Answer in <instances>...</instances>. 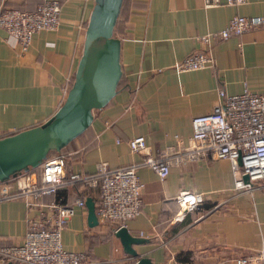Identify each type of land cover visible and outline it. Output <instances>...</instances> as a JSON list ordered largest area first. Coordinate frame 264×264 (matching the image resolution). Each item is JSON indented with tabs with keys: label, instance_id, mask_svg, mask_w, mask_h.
Masks as SVG:
<instances>
[{
	"label": "crops",
	"instance_id": "crops-1",
	"mask_svg": "<svg viewBox=\"0 0 264 264\" xmlns=\"http://www.w3.org/2000/svg\"><path fill=\"white\" fill-rule=\"evenodd\" d=\"M41 1L0 0V8L30 11ZM92 6L93 0H60L57 28L33 34L24 52L0 29V138L43 123L60 106ZM233 15L264 16V0L240 5L127 0L120 30L112 32L119 40L122 86L103 107L92 110L87 130L60 150L65 172L91 174L100 161L116 168L138 162L144 153L164 151L173 158L187 149L190 119L208 113L218 91H263V27L212 42L211 67L174 70L198 49L196 35L221 29ZM137 135L144 138L140 153L127 146ZM231 164L225 159H172L162 181L149 168L138 167L140 211L123 226L143 240L132 245L137 254L152 264H232L235 256L264 253V187L235 195ZM15 189L13 177L7 178L0 182V197ZM59 190L68 204L83 195L95 206L99 198L97 188L67 185ZM184 190L199 194L201 205L178 216L175 196ZM34 214L22 199H0V246L18 244ZM116 227L99 221L89 227L86 209H76L61 231V245L85 253L93 264H134L113 235Z\"/></svg>",
	"mask_w": 264,
	"mask_h": 264
},
{
	"label": "built area",
	"instance_id": "built-area-1",
	"mask_svg": "<svg viewBox=\"0 0 264 264\" xmlns=\"http://www.w3.org/2000/svg\"><path fill=\"white\" fill-rule=\"evenodd\" d=\"M245 0H203L204 5H240ZM60 0H43L30 11L10 7L0 8V29H3L24 52L33 34L55 30L59 23ZM264 28V16L233 15L216 31L194 37L198 49L175 66L176 72H187L212 66L209 49L215 40H225L246 31ZM72 77V76H71ZM66 78L62 87L65 97L71 84ZM176 137V136H174ZM131 152H143L141 135L127 140ZM225 159L231 164L234 194L264 187V90L228 95L218 91L217 101L208 113L190 119L187 149L176 151L173 158L164 151L153 156L144 153L138 162L109 168L104 161L97 162L91 174L65 172L62 152L41 160L36 170L20 171L13 176L16 189L6 199H22L35 214L27 220L26 230L18 244L0 246V264H93L83 252L66 251L61 245V231L76 209L85 210V197L65 203L56 192L67 185L79 183L83 188H97L99 198L94 206L97 221L123 227L140 211L142 183L135 170L145 166L162 181L169 171L172 159ZM239 159V164L237 163ZM247 181L242 180L243 176ZM49 199L44 202V197ZM178 216L201 205L199 194L184 190L175 196ZM130 258V257H129ZM132 259V258H131ZM232 264H264V253L257 251L235 256Z\"/></svg>",
	"mask_w": 264,
	"mask_h": 264
},
{
	"label": "water",
	"instance_id": "water-1",
	"mask_svg": "<svg viewBox=\"0 0 264 264\" xmlns=\"http://www.w3.org/2000/svg\"><path fill=\"white\" fill-rule=\"evenodd\" d=\"M120 3L93 0L72 82L55 112L39 125L0 138V182L27 168H36L49 151L67 145L89 126L92 110L103 107L115 94L121 71L119 40L112 36V29ZM242 180L246 182L247 177L244 175ZM84 206L87 225H96L92 199L86 197ZM113 235L134 264H152L132 248L142 243L141 238L130 235L122 226Z\"/></svg>",
	"mask_w": 264,
	"mask_h": 264
},
{
	"label": "trees",
	"instance_id": "trees-1",
	"mask_svg": "<svg viewBox=\"0 0 264 264\" xmlns=\"http://www.w3.org/2000/svg\"><path fill=\"white\" fill-rule=\"evenodd\" d=\"M126 6H127V0H121V3H120V6H119V10H118V14H117V17H116V20H115V23H114V25H113V30H112V32L114 33V34H117V32L120 30V19L123 17V15H124V13H125V10H126ZM72 76H73V74H72ZM71 82H72V77H71ZM122 82H123V79H122V74H120V77H119V79H118V81H117V84H116V89H118L119 87H121L122 86ZM88 128V127H87ZM87 128H85L79 135H77L74 139H76V138H78V137H80L86 130H87ZM74 139H72L71 141H73ZM70 141V142H71ZM69 142V143H70ZM66 146V145H65ZM64 146V147H65ZM64 147H62L61 149H63ZM60 149V150H61ZM59 150V151H60ZM59 151H49L45 156H44V158L43 159H45V158H48V157H50V156H52V155H54V154H56L57 152H59ZM42 159V160H43ZM29 170H36V168H27L25 171H29ZM76 185H79V183H73V184H71V185H69V186H74V187H76ZM56 195H57V197H60L61 199H62V201L64 202L65 201V193L64 192H62V191H60V190H58L57 192H56ZM97 202V201H96ZM186 259H183V261H185Z\"/></svg>",
	"mask_w": 264,
	"mask_h": 264
}]
</instances>
